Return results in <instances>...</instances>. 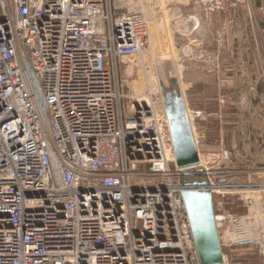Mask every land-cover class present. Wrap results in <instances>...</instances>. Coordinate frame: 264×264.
Returning a JSON list of instances; mask_svg holds the SVG:
<instances>
[{
  "label": "built area",
  "instance_id": "built-area-1",
  "mask_svg": "<svg viewBox=\"0 0 264 264\" xmlns=\"http://www.w3.org/2000/svg\"><path fill=\"white\" fill-rule=\"evenodd\" d=\"M119 11L0 0V264H199L165 108L145 82L147 13ZM208 160L213 200L264 187L232 182L228 149Z\"/></svg>",
  "mask_w": 264,
  "mask_h": 264
},
{
  "label": "crops",
  "instance_id": "crops-1",
  "mask_svg": "<svg viewBox=\"0 0 264 264\" xmlns=\"http://www.w3.org/2000/svg\"><path fill=\"white\" fill-rule=\"evenodd\" d=\"M174 1L178 17H185L175 45L179 60H189L188 50H197L195 46H203L207 56L204 99L189 102L194 141L206 143L209 154L220 148L230 151L226 168L232 181L249 182L252 174L264 178V7L246 0L231 32L229 7L224 6L207 16L198 37L191 16L195 0ZM189 33L191 43L183 44L181 37Z\"/></svg>",
  "mask_w": 264,
  "mask_h": 264
},
{
  "label": "rangeland",
  "instance_id": "rangeland-1",
  "mask_svg": "<svg viewBox=\"0 0 264 264\" xmlns=\"http://www.w3.org/2000/svg\"><path fill=\"white\" fill-rule=\"evenodd\" d=\"M109 1L120 10L119 12L127 11L135 5H142L145 8L149 21V49L144 56V63L146 66L145 82L149 85L154 97L159 100V104L164 108L169 104L172 97L181 96L189 118V112L191 111L189 109L190 100L195 101L204 99L207 56L201 50L203 46H195L194 44L197 50H188L189 53H192V57L189 58V60H179V47H177V53L175 45L177 42L179 44V22L180 20L183 21L185 17L182 16L181 19L178 17L174 7L175 1ZM209 1L210 0L194 1V7L197 9L195 10V15L191 14V16L195 17L197 29L193 31V34L200 31L201 27H203L207 21V16L214 13L208 12V8L211 5ZM250 1L252 6L261 5L264 7V0ZM228 7L230 17L229 28H231L232 32L236 29L234 25H236L239 20L237 9L243 6L239 3H229ZM202 33L203 31L198 32V37ZM193 34H183L181 38L184 41H182V43L186 44L187 42L190 44V39L193 38L191 37ZM138 76L139 75L131 76V80L136 84L140 83V80L144 82V77ZM143 85H145V83H143ZM137 94L142 93L137 92ZM196 145L199 163L205 171L209 164V151L205 146L206 143L202 141H197ZM227 165L228 163L224 164L225 167ZM222 167H220V169ZM242 180L245 181V177L242 178ZM247 180L256 184L261 182V185H264V178L260 181L255 174H252L250 179ZM232 182L235 184H242L236 180ZM223 195L221 199H219V196L214 197L213 208L217 218H229L227 225L222 221L220 222L222 224L218 227L224 264H264V187L232 189L226 191ZM232 216L237 218L236 223H233ZM235 228L240 233H246L247 237L241 241L229 242L226 237L227 232ZM242 228L245 231H241Z\"/></svg>",
  "mask_w": 264,
  "mask_h": 264
},
{
  "label": "water",
  "instance_id": "water-1",
  "mask_svg": "<svg viewBox=\"0 0 264 264\" xmlns=\"http://www.w3.org/2000/svg\"><path fill=\"white\" fill-rule=\"evenodd\" d=\"M173 148L177 183L199 264H224L209 179L199 163L188 114L181 96L165 106Z\"/></svg>",
  "mask_w": 264,
  "mask_h": 264
},
{
  "label": "bare ground",
  "instance_id": "bare-ground-1",
  "mask_svg": "<svg viewBox=\"0 0 264 264\" xmlns=\"http://www.w3.org/2000/svg\"><path fill=\"white\" fill-rule=\"evenodd\" d=\"M137 94V93H136ZM137 95H141V94H137ZM201 166V165H200ZM207 169V168H206ZM205 171H207V170H205ZM206 174H207V172H206ZM214 205V204H213ZM225 222L226 223V225L228 224V222H229V218H226V217H219V218H217L216 216H215V223H216V227H217V231H218V235H219V229H218V227H219V225L220 224H222V223H220V222ZM244 229L242 228L241 229V231H243ZM245 231V230H244ZM220 237V236H219ZM227 240L229 241V242H234V241H241V240H243V239H245L246 237H247V235H246V233H244V232H239L238 230H236V228L235 229H233V230H230L229 232H227ZM221 242V241H220Z\"/></svg>",
  "mask_w": 264,
  "mask_h": 264
}]
</instances>
